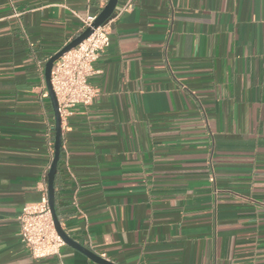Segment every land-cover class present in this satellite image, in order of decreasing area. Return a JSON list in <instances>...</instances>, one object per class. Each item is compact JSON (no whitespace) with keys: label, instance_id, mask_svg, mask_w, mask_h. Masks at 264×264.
I'll return each instance as SVG.
<instances>
[{"label":"crops","instance_id":"1","mask_svg":"<svg viewBox=\"0 0 264 264\" xmlns=\"http://www.w3.org/2000/svg\"><path fill=\"white\" fill-rule=\"evenodd\" d=\"M106 1L0 0V264L57 261L16 219L53 155L44 64ZM130 1L61 121V226L115 264H264V0Z\"/></svg>","mask_w":264,"mask_h":264},{"label":"built area","instance_id":"2","mask_svg":"<svg viewBox=\"0 0 264 264\" xmlns=\"http://www.w3.org/2000/svg\"><path fill=\"white\" fill-rule=\"evenodd\" d=\"M131 7V1L127 0L118 11L114 10L113 16L97 27H92V32L88 37L64 52L54 62L50 72V81L57 98L61 120L70 113L71 107L77 104L89 105L92 103L97 94V89L88 80L89 76L94 73L93 63L110 43L109 34L112 20ZM96 15L89 14L81 18L80 31L91 27ZM16 219L19 241L29 254L36 259L55 257L57 259L55 264H61V251L65 243L54 226L48 206L47 186L42 189L38 202L22 206Z\"/></svg>","mask_w":264,"mask_h":264},{"label":"water","instance_id":"3","mask_svg":"<svg viewBox=\"0 0 264 264\" xmlns=\"http://www.w3.org/2000/svg\"><path fill=\"white\" fill-rule=\"evenodd\" d=\"M118 0H107L105 5L96 15L94 20L91 23V27H86L84 30L80 31L76 36L69 40L64 46H62L58 51L53 53L44 64V78L45 84L48 92V96L51 101V106L54 114V140H53V155L49 168L46 174V184H47V199L48 206L53 218L54 226L57 233L60 235L65 244L75 248L76 250L85 254L93 262L97 264H115L114 262L98 255L92 250L86 248L80 242L72 238L61 226L58 214L55 208L54 200V179L57 171V164L59 161V156L61 152V143H62V128H61V117L58 111V103L55 93L53 91L51 81H50V72L54 62L66 51L75 47L79 42L88 37L92 32V27H97L101 23L105 22L108 18L114 15V10L116 8Z\"/></svg>","mask_w":264,"mask_h":264}]
</instances>
